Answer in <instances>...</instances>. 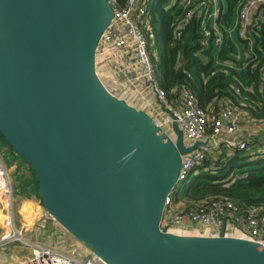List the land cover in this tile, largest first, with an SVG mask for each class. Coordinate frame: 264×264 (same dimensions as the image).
<instances>
[{"label":"water","instance_id":"95a60500","mask_svg":"<svg viewBox=\"0 0 264 264\" xmlns=\"http://www.w3.org/2000/svg\"><path fill=\"white\" fill-rule=\"evenodd\" d=\"M108 0H0V132L36 172L45 210L108 264H264V244L162 229L187 144L97 72Z\"/></svg>","mask_w":264,"mask_h":264},{"label":"trees","instance_id":"16d2710c","mask_svg":"<svg viewBox=\"0 0 264 264\" xmlns=\"http://www.w3.org/2000/svg\"><path fill=\"white\" fill-rule=\"evenodd\" d=\"M114 1L119 7L128 2ZM242 3L244 0H221L215 18L207 15L210 9L206 6L181 29L176 26L188 9L182 0H152L148 4L152 27L148 49L169 102L177 104L187 90L197 95L199 105L212 117L230 103L241 108L247 118L264 121V3L255 12L250 40L228 33ZM215 26L224 37L221 45ZM258 140L256 136L245 148L226 147L208 155L195 168L198 174L194 179L189 177L175 186L174 204L186 199L184 208L198 210L210 208L216 200H234L244 208L264 205V149L257 150ZM0 152L8 167L16 166L19 186L13 182L15 195L42 200L33 166L15 152L1 132ZM21 170L25 171L19 173Z\"/></svg>","mask_w":264,"mask_h":264},{"label":"built area","instance_id":"2783aa9c","mask_svg":"<svg viewBox=\"0 0 264 264\" xmlns=\"http://www.w3.org/2000/svg\"><path fill=\"white\" fill-rule=\"evenodd\" d=\"M108 1L113 6L114 14L100 39L97 49V56H104L108 61V64H104L108 70L105 76L109 80L116 79L119 84L134 89L140 95L145 94V91H149L151 94L156 95L157 99L165 101L166 106L174 110L175 120L183 130L187 144H193L198 140H208V144L201 145L191 153L183 156L177 185L189 177H195L198 174L195 172V168L208 155L221 152L222 143H225L228 147L245 148L246 141L234 138L233 135L242 129H255L254 123L263 128L264 121L253 122L245 116L241 108L230 103L226 104L216 117H212L209 112L199 105L197 95L187 90H183L177 104H173L166 99L165 89L157 79L156 68L148 49V32L152 31V27L149 25L147 13L148 4L152 0H128L123 7L117 6L114 0ZM217 1L182 0V4L188 9L176 28H183L196 11L203 8L206 10V6L210 9L207 15L211 17L218 16L219 8L214 11V8L217 7ZM263 3L264 0H244V3L240 5L237 20L238 36L249 40L252 38L251 26L254 15L257 8ZM215 29L218 31L217 42L221 45L224 37L217 26H215ZM97 72L103 80L104 78L100 75L98 68ZM236 92L240 93V89L236 88ZM148 113L170 136L175 138L176 134L172 129L174 118L158 106ZM223 133L227 136L220 138L219 135ZM211 141L214 143H211ZM11 174L10 167L6 165L3 155L0 153V209L10 210L3 225L6 226L7 231L0 238V246L23 238L16 235L17 231L20 230L17 229L14 223L16 206ZM49 217L52 216L49 214ZM186 222L195 223L202 230L200 235L219 236L225 226L226 235L248 238L264 244V205H253L244 208L234 200H216L207 209H186L174 204L173 190L166 198L162 229L175 232L174 229L178 228L186 231L191 229V226H188ZM23 240L26 245H31L33 249L31 255L18 264H108L92 252L78 254L75 250L67 251L56 248L54 245L30 242L26 238Z\"/></svg>","mask_w":264,"mask_h":264},{"label":"rangeland","instance_id":"374dc122","mask_svg":"<svg viewBox=\"0 0 264 264\" xmlns=\"http://www.w3.org/2000/svg\"><path fill=\"white\" fill-rule=\"evenodd\" d=\"M221 0L217 1V7L214 8L215 9L220 7V2ZM213 11V12H214ZM238 11L239 8L237 10L236 13V17H235V24L232 28L228 29V33L232 36L235 35V33L237 34V20H238ZM215 18V17H214ZM242 49L241 45H240V50ZM253 126L255 127V131L257 132L255 135L261 137L260 141H264V127H260L257 126L256 123L253 124ZM259 141V140H258ZM257 141V142H258ZM262 144V143H261ZM1 155H3V152H0ZM15 168L16 166L13 164V166L10 167L11 170V175H12V181L14 182L15 186L17 185V187L19 186L18 183L16 182V178H15ZM25 170H21L20 172H24ZM29 173V170H28ZM194 179V177H192ZM192 180H190L191 182ZM14 186V187H15ZM39 199V198H38ZM19 201L18 198H15V202ZM39 202L41 203V205L44 207L42 200L39 199ZM186 204V199L181 200L180 202H178V204L176 203L175 205L178 207H183ZM15 206H17V204H15ZM20 207V206H19ZM9 211H5V218L7 216ZM48 213V212H47ZM16 219H14V223L17 227L19 233H22L21 235H23L28 241L30 242H39V243H45L49 242L50 244L48 245H54L56 243V241L59 239V241L64 245L61 249L67 250V251H72L75 250L78 254H83V253H88L90 252V250L80 241L78 240L75 236H73L66 228H64L58 221L56 220H46V225L49 228L48 234L49 236H51V238H46L45 235L43 236L42 239L39 238V236L37 235V222H40L42 220H18L19 217L16 213L15 216ZM48 218L49 217V213H48ZM53 217H51L52 219ZM32 222V224L30 226H28L30 223ZM5 223V220L2 218H0V238L2 237L3 234L6 233L7 229L6 226H3ZM6 225V224H5ZM33 228V231H30V229ZM176 228V227H173ZM176 230V233H181V234H188V235H193V233L195 234H202V230H196L195 227H191V229H187L186 231H183L181 229H174ZM55 234V236H54ZM32 235V236H29ZM36 238V240L34 239ZM53 239V241H52ZM54 247H56V245H54ZM57 248V247H56ZM32 246L31 245H26V242L23 239H16L15 241H10L8 243L3 244L2 246H0V264H18L19 262H15L14 259L17 258L20 254V256L23 255V257H21L19 260H23L26 259L27 257H29L32 253Z\"/></svg>","mask_w":264,"mask_h":264},{"label":"crops","instance_id":"0c3cea01","mask_svg":"<svg viewBox=\"0 0 264 264\" xmlns=\"http://www.w3.org/2000/svg\"><path fill=\"white\" fill-rule=\"evenodd\" d=\"M110 62L111 61L109 60V63ZM104 64H108L107 59L104 56L98 55L97 56L98 71H99L100 75L103 76V78H104L103 81L106 84V86L114 94H116L118 97L124 98L127 102H129L133 106H135L139 109H143L147 112L151 111L152 109H154L157 106L160 109H162L156 95L151 94L149 91H145L144 92L145 94L140 95V94L136 93L134 91V89L126 88L125 85L119 84V82L116 79L109 80L108 77L105 76L107 74L108 70L105 68ZM252 121L256 122L254 120H252ZM256 133L257 132L253 128L242 129L239 132L235 133L233 136H234V138H237L239 140L246 141V143L248 145L251 139H255ZM226 136H227V134H225V133H223L222 135H219L220 138H225ZM260 138L261 137H259V139ZM211 143H214V142L211 141ZM257 144H260V145H258V147H256V148H258L257 150L264 149V141L263 140L262 141L259 140V142ZM226 147H228V146L225 143L221 144V148H226ZM15 198L19 199V201L15 202V204H17L15 211L19 217L18 220H42L40 222H37V224H36L38 227V230H37L38 234L37 235L39 236L40 239H42L44 235L46 238H49V237L51 238V236H49V234H48L49 228L45 222H46V220H55V219L48 218V213L45 210V208L41 205V203L39 202V199L35 198V197L24 198V197H21L18 195H15ZM5 211L6 210L0 209V218H2L3 215H6ZM3 219L5 220L6 218L3 217ZM31 224H32V222L28 226H30ZM186 224H188V226H191V227L194 226L196 230H200L199 227L193 222H186ZM30 231H33V228H31ZM197 234L195 233L194 235H197ZM29 236H32V235H29ZM54 236H55V234H54ZM34 240H36V238ZM52 241H53V239H52ZM46 244H50V243L46 242ZM54 245H56L57 248H62L64 246L59 241V239L56 241V243ZM21 257H23V255L20 256V254H19V256L17 258H15L14 261L16 263L21 262V260H19Z\"/></svg>","mask_w":264,"mask_h":264},{"label":"bare ground","instance_id":"6f19581e","mask_svg":"<svg viewBox=\"0 0 264 264\" xmlns=\"http://www.w3.org/2000/svg\"><path fill=\"white\" fill-rule=\"evenodd\" d=\"M16 235H17V237H23L22 239H25V237L23 235H21V233H19L18 231H17Z\"/></svg>","mask_w":264,"mask_h":264}]
</instances>
